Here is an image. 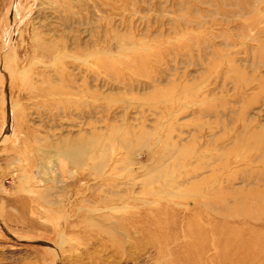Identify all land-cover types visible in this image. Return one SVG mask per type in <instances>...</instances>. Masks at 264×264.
<instances>
[{"label":"rangeland","instance_id":"1","mask_svg":"<svg viewBox=\"0 0 264 264\" xmlns=\"http://www.w3.org/2000/svg\"><path fill=\"white\" fill-rule=\"evenodd\" d=\"M0 264H264V0H0Z\"/></svg>","mask_w":264,"mask_h":264}]
</instances>
